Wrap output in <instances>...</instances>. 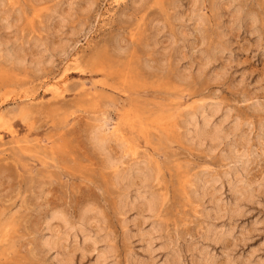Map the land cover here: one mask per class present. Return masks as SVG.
Instances as JSON below:
<instances>
[{"label":"rangeland","instance_id":"obj_1","mask_svg":"<svg viewBox=\"0 0 264 264\" xmlns=\"http://www.w3.org/2000/svg\"><path fill=\"white\" fill-rule=\"evenodd\" d=\"M98 259L264 264V0H0V264Z\"/></svg>","mask_w":264,"mask_h":264},{"label":"bare ground","instance_id":"obj_2","mask_svg":"<svg viewBox=\"0 0 264 264\" xmlns=\"http://www.w3.org/2000/svg\"><path fill=\"white\" fill-rule=\"evenodd\" d=\"M52 84H53V83H52ZM49 86H50V85H49ZM53 86H54V85H52V88H54ZM55 86H56V85H55ZM59 86H60V85H59ZM56 88H57V87H56ZM54 89H55V88H54ZM52 90H53V89H52ZM52 90H51V92H52ZM59 90H60V89H59ZM53 92H54V91H53ZM56 92H57V91H56ZM56 92H55V93H56ZM59 98H60V97H59ZM213 115H214V114H213ZM204 117H205V116H204ZM206 118H207V117H206ZM206 118H204L203 123H204V121H205ZM208 120H209V118H208ZM237 120H238V118H237ZM209 121H210V120H209ZM193 122H194V121H193ZM193 122H192V123H193ZM210 122H212V121H210ZM226 122H227V121H226ZM192 123H191V124H192ZM220 124H221V123H220ZM201 125H202V123H201ZM224 125H225V124H224ZM194 126H195V125H194ZM194 126H193V127H194ZM203 126H204V127H203L202 131H201V129L198 131L199 128H198V127H195L196 129L198 128V129H197L198 133L201 131L200 134H199V136H198V138L200 139V142H201L202 139H203V140H202L203 142H204L206 139H208L209 141H211L210 139H212V141H215V140L217 141L218 138L223 137L222 135L220 136V134H218V133H219L218 131L221 130L220 128L217 129L218 131H217V135H216V134H213V132H212V133L208 132L207 128H209V127L207 126V124H204ZM220 126H221V125H220ZM201 127H202V126H201ZM210 127H211V126H210ZM234 127H235V126H234ZM215 130H216V129H215ZM100 132H101V131H100ZM193 132H194V131H193ZM214 133H215V132H214ZM113 134H114V133H113ZM212 134H213V135H212ZM100 135H101V134H100ZM100 135H99V133H98L97 136H100ZM218 135H219V136H218ZM228 135H229V134H228ZM195 136H196V135H195ZM229 137H230V136H229ZM97 138H98V141H97L98 146H103V144H104L103 141H104L105 139H104L103 137H102V139H100L99 137H97ZM196 138H197V136H196ZM213 139H214V140H213ZM206 141H207V140H206ZM104 142H105V141H104ZM121 145H122V144H121ZM100 148L103 149V147H100ZM231 154H232V153H231ZM239 158H240V157H239ZM243 158H244V157H243ZM110 161H111V160H110ZM238 161H239V160H238ZM114 162H115V161H114ZM116 162H117V161H116ZM116 162H115V163H116ZM247 162H248V161H247ZM112 163H113V161H112ZM236 163H237V162H236ZM121 166H122V165H121ZM131 170H132V169H131ZM137 171H138V170H137ZM139 171H140V170H139ZM130 172H131V171H130ZM132 172H133V171H132ZM119 173H120V172H119ZM119 175H120V174H119ZM126 175H127V174H126ZM126 175H124L125 178H126ZM129 176H131V175H129ZM123 179H124V178H123ZM130 179H131V178H130ZM236 179H237V178H236ZM233 185H234V184H233ZM233 185H232V186H233ZM237 185H239V184H237ZM243 185L245 186L244 183H243ZM235 187H236V186H235ZM235 187H234V189H235ZM245 187H247V186H245ZM146 188H147V187H146ZM232 188H233V187H232ZM236 189H237V188H236ZM138 190H139V189H138ZM145 190H146V189H145ZM257 190H258V189H257ZM236 191H237V190H236ZM236 191H235V192H236ZM240 191H243V190L240 189ZM240 191H239V192H240ZM237 193H238V192H237ZM237 193H236V194H237ZM247 193H249V192L247 191ZM238 194H241V193H238ZM245 194H246V193H245ZM241 196H242V195H241ZM248 196H249V195H248ZM236 197H237V196H236ZM236 197H235V198H236ZM246 197H247V195H246ZM249 197H250V196H249ZM249 197H247L248 200H249ZM240 198H241V197H240ZM139 199H140V198H139ZM241 200H242V199H241ZM236 202H237V200L235 201V203H236ZM237 203H238V202H237ZM248 203H249V202H248ZM236 205H237V204H236ZM239 205H240V204H239ZM239 205H238V206H239ZM215 207H216V206H215ZM235 207H236V206H235ZM152 208H153V207H152ZM224 208H225V207H224ZM237 209H238V208H236V210H237ZM215 210H216V209H215ZM86 211H87V210H86ZM233 211H234V210H233ZM237 212H238V211H237ZM84 214H86V213L84 212ZM57 215H59V214H57ZM61 216H62V215H61ZM63 216H64V215H63ZM86 217H88L87 214H86V216L84 217L85 220L82 219L83 222L86 221V219H87ZM67 221H68V220H67ZM85 223H86V222H84L83 225H84ZM68 224H69V223H68ZM69 225H70V224H69ZM83 225H81V226L84 227ZM85 225H87V223H86ZM81 226H80V227H81ZM71 228H72V226H71ZM64 229H65V228H64ZM73 229H74V227H73ZM73 229H71V230H73ZM68 230H69V229H68ZM83 231H84V230H83ZM62 243H63V242H62ZM95 245H96V244H95ZM151 245H152V244H151ZM150 252H151V251H150ZM102 253H103V252H102ZM102 253H101V254H102ZM173 253H174V252H173ZM106 254H107V253H106ZM106 254H105V255H106ZM103 255H104V253L102 254V256L100 255V256H101L100 258H102V260H103V258H104ZM150 255H151V254H150ZM175 255H177V254H175ZM179 256H180V255H179ZM179 256L177 255L176 257H178V259L180 260ZM100 258H99V259H100ZM99 259H98V261L96 260V261L98 262V264H100V263H99ZM173 259H174V258H173ZM173 259H172V260H173ZM178 259H177V260H178ZM104 261L106 262V258H105ZM104 261H102V262H104ZM173 261H174V260H173ZM175 261H176V260H175ZM100 262H101V261H100ZM102 262H101V264H102ZM176 262H177V261H176ZM178 262H179V261H178ZM104 264H105V263H104ZM175 264H176V263H175Z\"/></svg>","mask_w":264,"mask_h":264}]
</instances>
